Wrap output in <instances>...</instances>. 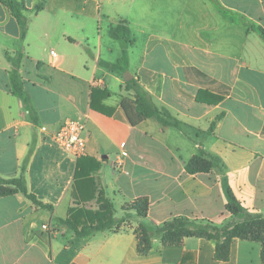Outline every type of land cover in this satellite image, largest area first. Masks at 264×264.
<instances>
[{
	"label": "crops",
	"instance_id": "0c3cea01",
	"mask_svg": "<svg viewBox=\"0 0 264 264\" xmlns=\"http://www.w3.org/2000/svg\"><path fill=\"white\" fill-rule=\"evenodd\" d=\"M23 1L24 39L0 1V178H19L27 160L28 194L52 209L20 193L0 197V264H262L257 242L233 239L226 262L214 259L215 242L194 237L178 246L155 240L149 255L139 256L135 216L117 232L85 237L63 220L75 208H99L101 200L121 218L122 207L141 198L149 203L145 222L154 226L176 217L220 226L264 217V41L257 33L264 30V0ZM106 1L131 2L136 15L100 14ZM120 23L129 29V46L111 38ZM19 53L28 105L10 79L8 57ZM125 77L177 118L181 130L154 117L133 127L121 107L133 94ZM91 97L101 113L91 109ZM71 119L85 125L78 174L81 158L53 138ZM200 152L217 156L222 168L189 174L186 165ZM88 160L99 166L87 175ZM227 188L242 209L236 217L224 208Z\"/></svg>",
	"mask_w": 264,
	"mask_h": 264
},
{
	"label": "trees",
	"instance_id": "16d2710c",
	"mask_svg": "<svg viewBox=\"0 0 264 264\" xmlns=\"http://www.w3.org/2000/svg\"><path fill=\"white\" fill-rule=\"evenodd\" d=\"M0 1L17 21L21 31V39H24L27 31V19L23 15V11L25 10L24 1ZM214 3L220 13L227 16L226 12L216 5V2ZM40 10V6L35 8V12ZM257 33L264 41V30L259 27L257 28ZM110 35L113 40L118 41L124 46H129L133 43L129 34V29L123 23L113 27L110 31ZM21 58L22 55L20 53L14 58L8 57L13 66L10 73V79L14 92L23 99L26 105H28V100L19 85L18 70L21 65ZM123 60L124 58L121 57L117 61L116 66H119ZM125 88L127 91H132L133 94L132 98H123L121 100V107L123 108L129 123L133 127L139 125L145 119L154 117L158 123L164 127H173L181 130V122L173 117L164 107H157L153 103L149 94L133 79L125 83ZM100 96L105 98L108 96V93L102 92ZM90 107L92 110L100 113L102 111L100 107L95 104L94 97H91ZM220 118L221 116H218L216 120L211 123L208 133H212L216 121ZM26 163L27 160L24 163L19 178L13 180H3L0 178V197L20 193L35 206L51 210L52 207L50 205L43 204L28 194L24 181V169ZM81 163L82 158L77 161V174ZM86 163L91 164L85 172L87 175L98 169L99 164L97 162L88 160ZM221 168V160L217 156L204 152H200L199 155L194 156L186 165V171L189 174L208 173L212 170ZM226 196L228 201L224 206L225 210L234 217L240 215L242 213L241 206L228 188L226 189ZM101 203V206H99L96 211H91L86 208H75L71 210L70 217L63 220V223L73 231L76 237H85L99 231L108 230L117 232L120 230L122 224L132 217L124 216L122 218H116L113 214L112 204L104 200H101ZM133 203L138 204L137 206H133L131 211L134 212V216L139 220L137 227L133 231L137 242L136 250L139 256L149 255L155 240H159L164 246H178L185 238L194 237L215 242L214 259L226 262L229 259V249L232 240L240 239L261 244L260 259L261 263L264 264V217L262 216H247L242 221L228 223L221 226L215 225L209 221L198 222V220H191L185 217H176L163 223L161 226H154L145 222L149 208L148 200L146 198H141L135 200ZM81 221H84V223H81Z\"/></svg>",
	"mask_w": 264,
	"mask_h": 264
},
{
	"label": "built area",
	"instance_id": "2783aa9c",
	"mask_svg": "<svg viewBox=\"0 0 264 264\" xmlns=\"http://www.w3.org/2000/svg\"><path fill=\"white\" fill-rule=\"evenodd\" d=\"M52 57H56L54 51H50ZM54 140L70 156L75 159L85 156L86 138L85 125L78 120H66L60 128L53 134ZM124 143L121 144V147ZM126 152L123 151L121 156L124 157ZM116 167H121V160L115 163ZM43 228H46L43 226Z\"/></svg>",
	"mask_w": 264,
	"mask_h": 264
},
{
	"label": "rangeland",
	"instance_id": "374dc122",
	"mask_svg": "<svg viewBox=\"0 0 264 264\" xmlns=\"http://www.w3.org/2000/svg\"><path fill=\"white\" fill-rule=\"evenodd\" d=\"M128 1V0H127ZM131 5L133 6V4H131V2H116L115 4L111 3L109 1V3L106 1V2H102V5H101V10H100V14H102L101 12L105 13L106 11L108 12V10H110L111 13L113 14H118V15H124L126 13V11L130 10L131 13H133V8H131ZM109 13V12H108ZM134 14L136 15V13L134 12ZM101 19V22L99 21V23L103 26V24L105 25V21H103L104 19L102 17H100ZM133 21H136V16L132 18ZM97 26V25H96ZM131 30L133 32V34L135 35V38H139L140 34H139V29L133 24H131ZM141 29V28H140ZM92 52H94L93 48H92ZM8 190V189H7ZM138 204L136 203H129V204H126L125 206L122 207L123 209V216H134V212L131 211V208L133 206H137ZM98 209V208H97ZM97 209H93L91 208L90 210L91 211H96ZM121 217V218H122ZM249 217H253V215L249 216ZM131 218V217H130ZM198 222H202V221H198ZM205 222V221H204Z\"/></svg>",
	"mask_w": 264,
	"mask_h": 264
},
{
	"label": "water",
	"instance_id": "95a60500",
	"mask_svg": "<svg viewBox=\"0 0 264 264\" xmlns=\"http://www.w3.org/2000/svg\"><path fill=\"white\" fill-rule=\"evenodd\" d=\"M129 79H130L129 77H128V78H127V77H125V80H126V81H128Z\"/></svg>",
	"mask_w": 264,
	"mask_h": 264
}]
</instances>
